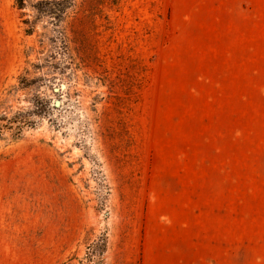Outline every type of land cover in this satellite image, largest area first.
<instances>
[{"label": "rangeland", "instance_id": "374dc122", "mask_svg": "<svg viewBox=\"0 0 264 264\" xmlns=\"http://www.w3.org/2000/svg\"><path fill=\"white\" fill-rule=\"evenodd\" d=\"M0 126V264H264V0H0Z\"/></svg>", "mask_w": 264, "mask_h": 264}, {"label": "trees", "instance_id": "16d2710c", "mask_svg": "<svg viewBox=\"0 0 264 264\" xmlns=\"http://www.w3.org/2000/svg\"><path fill=\"white\" fill-rule=\"evenodd\" d=\"M19 4H20V6H23V1H19ZM19 116L22 117V118L19 119L18 118ZM14 119H15V121H11V120L10 121L8 120V121H9L10 125L14 124L15 122H18V126L16 128H14L15 130H17V132L15 133V136H20L21 135L24 126H29V125L33 124L32 121L28 120L26 117H23L21 114H18V116H16ZM3 128H1V126H0V133L2 132L1 130ZM5 128H8V127H5ZM9 128L12 129V127H9Z\"/></svg>", "mask_w": 264, "mask_h": 264}, {"label": "water", "instance_id": "95a60500", "mask_svg": "<svg viewBox=\"0 0 264 264\" xmlns=\"http://www.w3.org/2000/svg\"><path fill=\"white\" fill-rule=\"evenodd\" d=\"M58 91V90H57Z\"/></svg>", "mask_w": 264, "mask_h": 264}]
</instances>
